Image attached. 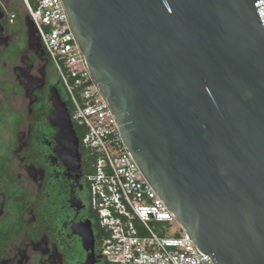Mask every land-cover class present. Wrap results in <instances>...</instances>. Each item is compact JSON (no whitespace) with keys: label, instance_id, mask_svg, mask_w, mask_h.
<instances>
[{"label":"water","instance_id":"water-1","mask_svg":"<svg viewBox=\"0 0 264 264\" xmlns=\"http://www.w3.org/2000/svg\"><path fill=\"white\" fill-rule=\"evenodd\" d=\"M62 1L126 149L196 247L214 264H264L261 0ZM51 101L62 156L78 160L56 88Z\"/></svg>","mask_w":264,"mask_h":264},{"label":"flooded vegetation","instance_id":"flooded-vegetation-1","mask_svg":"<svg viewBox=\"0 0 264 264\" xmlns=\"http://www.w3.org/2000/svg\"><path fill=\"white\" fill-rule=\"evenodd\" d=\"M12 7L0 0V264H108L92 158L81 146L78 160L62 156L51 95L69 110L64 86L44 48L7 28Z\"/></svg>","mask_w":264,"mask_h":264},{"label":"built area","instance_id":"built-area-1","mask_svg":"<svg viewBox=\"0 0 264 264\" xmlns=\"http://www.w3.org/2000/svg\"><path fill=\"white\" fill-rule=\"evenodd\" d=\"M20 1L60 75L72 123L83 130L80 146L92 158L93 172L87 181L108 264H214L196 247L126 149L116 115L91 75L63 1ZM263 5L264 0L255 3L264 26ZM9 20L13 22L15 14ZM175 225L178 230L171 233Z\"/></svg>","mask_w":264,"mask_h":264},{"label":"rangeland","instance_id":"rangeland-1","mask_svg":"<svg viewBox=\"0 0 264 264\" xmlns=\"http://www.w3.org/2000/svg\"><path fill=\"white\" fill-rule=\"evenodd\" d=\"M3 1L8 6H11V3H12L13 7H12L11 11L15 12L18 15V20H17V23L15 25H7V28L9 29V31H11L17 35L25 33L26 31H28L27 25H26V18L28 15L26 13L25 7L23 6L22 2L20 0H3ZM52 66H53V70L55 73L56 81H60L61 80L60 75H59L58 71L56 70V68L54 67L53 63H52ZM177 230H178V226L175 225L170 229V232L172 233V232H175ZM179 232H180V230H179Z\"/></svg>","mask_w":264,"mask_h":264},{"label":"trees","instance_id":"trees-1","mask_svg":"<svg viewBox=\"0 0 264 264\" xmlns=\"http://www.w3.org/2000/svg\"><path fill=\"white\" fill-rule=\"evenodd\" d=\"M61 83H62V82H61ZM64 91H65V95H66L67 100H68V107H69V112H70L71 104H70V101H69V99H68L69 97H68V94H67L65 88H64ZM76 131H77L79 137H81V136L83 135V130H82V129L76 127ZM92 172H93V170L91 171V173H92Z\"/></svg>","mask_w":264,"mask_h":264}]
</instances>
